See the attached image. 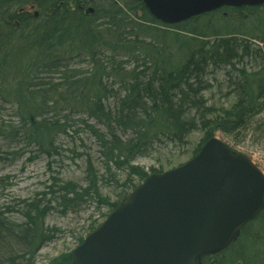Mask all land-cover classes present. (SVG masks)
I'll list each match as a JSON object with an SVG mask.
<instances>
[{
    "label": "trees",
    "instance_id": "16d2710c",
    "mask_svg": "<svg viewBox=\"0 0 264 264\" xmlns=\"http://www.w3.org/2000/svg\"><path fill=\"white\" fill-rule=\"evenodd\" d=\"M78 57L85 68L72 66ZM211 69L225 72L230 106L207 96ZM0 100L12 105L1 137L52 158L83 125L99 146L100 165L87 158L84 184L52 175L46 190L0 207V264H38V253L61 231L46 222L54 204L62 212L86 203L107 209L78 245L138 183L165 170L147 169L139 157L165 150L192 157L218 133L241 143L261 125L264 3L171 25L144 0H0ZM196 132L201 138L192 146ZM263 221L264 209L202 264H264L250 252L253 240L264 241L256 229ZM46 264H73L72 250Z\"/></svg>",
    "mask_w": 264,
    "mask_h": 264
},
{
    "label": "water",
    "instance_id": "95a60500",
    "mask_svg": "<svg viewBox=\"0 0 264 264\" xmlns=\"http://www.w3.org/2000/svg\"><path fill=\"white\" fill-rule=\"evenodd\" d=\"M178 24L224 6L264 0H144ZM264 208V173L217 136L184 163L136 185L73 252V264H202Z\"/></svg>",
    "mask_w": 264,
    "mask_h": 264
},
{
    "label": "rangeland",
    "instance_id": "374dc122",
    "mask_svg": "<svg viewBox=\"0 0 264 264\" xmlns=\"http://www.w3.org/2000/svg\"><path fill=\"white\" fill-rule=\"evenodd\" d=\"M72 66L85 68L87 63H80L79 58H76L72 62ZM252 69L254 68L252 67ZM224 74V71L210 70L208 77L212 80V88L207 91V96L216 105L230 106L233 97L229 99L224 96V93L228 91ZM219 86H222L223 89L220 90ZM11 114L12 105L0 100V123L5 118L11 120ZM262 119L264 120V116ZM78 130L80 132L75 135L77 140L66 136L63 141L62 154L52 158L38 153L36 147L32 146L27 149L23 140L11 141L0 136V207L16 200L29 199L46 190L52 182V175L55 180L59 177L64 181L74 180L79 185L84 184L87 158L91 155L95 164L98 167L100 165L97 153L99 146L83 125H80ZM71 131L73 133V130ZM217 136L231 147L252 158L264 172V121L261 125L258 123L254 125L241 143H236L235 139L226 137L222 133H218ZM200 138L199 132L194 133L191 137L192 146L196 145ZM72 149L76 152L73 153ZM188 157V155L169 153V150H165L150 156L139 157L136 162L147 169L151 166L169 169L181 164ZM50 162L51 165H49ZM3 179L4 181H2ZM103 192H108V190L104 187ZM110 195L113 199L116 197L114 192H111ZM54 206L56 208L48 215L46 222L61 231L55 241L46 244L38 253V264H46L49 259L62 252L73 250L76 247V238L85 234L92 220L101 219V214L107 211L104 207H100L97 211L96 203H86L75 211L68 212H62L57 205L54 204ZM10 216L12 220L20 219L19 215L15 213ZM256 229L264 235V221L256 226ZM251 243L252 256H256V262L262 261L264 259V241L253 240Z\"/></svg>",
    "mask_w": 264,
    "mask_h": 264
},
{
    "label": "bare ground",
    "instance_id": "6f19581e",
    "mask_svg": "<svg viewBox=\"0 0 264 264\" xmlns=\"http://www.w3.org/2000/svg\"><path fill=\"white\" fill-rule=\"evenodd\" d=\"M27 10L30 11V12H33V14H34L35 16H38V14H39V12H38V10L36 9L35 6H30ZM78 58H80V57H78ZM79 61H80V59H79ZM80 63H81V62H80Z\"/></svg>",
    "mask_w": 264,
    "mask_h": 264
}]
</instances>
